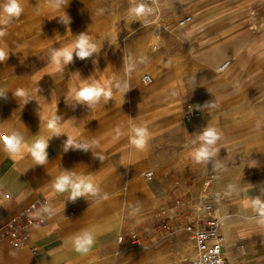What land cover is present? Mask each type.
Wrapping results in <instances>:
<instances>
[{"label":"crops","instance_id":"crops-1","mask_svg":"<svg viewBox=\"0 0 264 264\" xmlns=\"http://www.w3.org/2000/svg\"><path fill=\"white\" fill-rule=\"evenodd\" d=\"M21 2L23 14L0 25L7 33L0 38V48L9 52L7 60L0 63V88L7 90L6 99L0 98V264H167L161 235L168 233L166 227L173 226L174 220L184 217L190 220L192 216L221 222L228 264H264V224L252 207L254 199L264 200V177L257 175V171H249L247 164L243 172L230 175L224 160L215 161L211 169L214 185L201 197L211 204L210 214L204 209L200 213L192 207L188 212L182 209L187 201H193L191 183L194 188L206 173L203 170L196 177L191 160H178L173 166L160 164L145 171L150 163L148 148L137 152L127 136V120H132L133 104L138 98L133 95L130 81L131 87L122 97L119 87L127 81L122 75L125 71L115 63H102L99 28L102 15L97 14L104 7L101 0H70L64 9L71 18L67 28L58 22L57 15H62V9H52L47 0ZM186 3L195 19L196 54L212 53L220 57L219 61L234 52L243 54L244 49L238 50L237 42L251 34V28L244 26L252 19L260 20L256 17L243 20L242 13L252 4L250 0ZM221 27L222 31L212 32ZM87 32L100 47L99 52L84 60L74 55L73 62L63 71L53 70L49 65L50 50L67 46L78 34ZM204 35L208 36L203 39ZM92 81L111 87L115 98L94 109L75 103L72 94L83 83ZM18 88L27 90L32 100L27 104L19 101L13 95ZM219 88L218 93L198 96L192 103L200 124L212 127L211 121L235 120L243 127L223 129L218 124L214 127L223 136L264 135L254 124L252 128L244 126L250 115L253 119L257 116L249 104L260 102L264 96L238 94L235 81L221 80ZM257 89L259 93L260 87ZM209 102L216 107L204 108ZM55 112L62 118L60 130L64 135L49 140L46 164H35L27 146L15 159L4 151L3 135L9 137L11 131L23 133L29 145L37 135L50 136L46 124ZM152 113L149 109L147 117ZM173 115L176 122L173 120L169 125L176 127L178 117L175 112ZM118 128L123 134L116 138ZM68 136L76 143L87 144V150L70 147L65 151ZM222 141L214 156L218 162V154L226 146ZM246 143H240L241 151H246L243 148ZM252 143L257 144L256 140ZM198 146L199 140L190 152ZM258 150L263 151L264 147ZM101 155L103 160L99 158ZM149 170L153 175L146 177ZM64 172L91 178L100 191L94 197L68 200L67 193H57L53 187L56 177ZM105 195L108 199H104ZM30 205L36 206L30 214L36 220L30 225L32 236L25 246L13 247L4 226L25 220L24 210ZM85 229L96 234V243L89 253L79 254L74 251L72 240ZM126 230L139 231L144 247L132 249L127 243L118 244V236Z\"/></svg>","mask_w":264,"mask_h":264},{"label":"rangeland","instance_id":"rangeland-1","mask_svg":"<svg viewBox=\"0 0 264 264\" xmlns=\"http://www.w3.org/2000/svg\"><path fill=\"white\" fill-rule=\"evenodd\" d=\"M186 1L157 0V3H154L155 15L147 18L145 23L128 14L127 10L132 3L130 0H101L104 13L99 27L100 45L102 63H115L119 69L124 70L122 75L127 82H131L133 95L138 98V102L133 104L132 120H127L128 126L147 125L152 133L148 146L150 163L145 171L160 164L173 166L178 160H191L196 177H199L203 170L206 171L194 188L191 187L193 183L190 185L192 203L187 201L182 205L185 212L192 207L200 213L203 209L199 210V205L205 203L201 197L206 196L214 185L206 188L203 183L208 175H213L211 169L215 161L220 163L224 160L230 175L243 172L248 164L249 171H257V175L264 177V150H258L264 146L257 145H264V135L246 137L248 139L236 134L222 136V142L226 146L225 150L218 154L219 157L217 156L219 162L213 156L207 162L196 163L189 150L199 140V134L205 128L204 124L198 121V113L192 110L196 97L218 93L221 90V80L235 81L240 95L264 96V0H250L252 4L242 13L245 21L251 17L260 18L252 19L244 26L245 29L251 28V34H248V37L242 36L237 42L238 50L244 49L243 54L234 52L224 60L222 57L220 61V57L212 53L200 55L194 52L198 42L193 34L195 19L191 9L187 8ZM190 15V22L179 24L181 18ZM218 30L223 29H213L212 32ZM188 33L191 35L187 36ZM212 34L214 33L208 35ZM144 57L148 59L142 63ZM227 61L229 64L222 69V65ZM234 64H238L237 68L229 72ZM128 67L131 71L126 70ZM144 74H151L154 82L144 85L141 82ZM258 87L261 90L259 93ZM263 98L258 103L254 101L249 104L248 107L254 109L257 116L253 119L250 115L251 119L245 121V127L252 128L254 124L259 128L258 131L264 132ZM149 109L153 111L150 118L147 117ZM189 111L194 115L191 119L187 117ZM174 112L178 117L176 127L169 125L174 120ZM212 124L223 126V129L243 127L242 124L237 125L235 120L211 121ZM253 139L257 144L252 143L255 141ZM247 140L252 142L246 143ZM244 141L246 144L243 148L246 151H241L240 143ZM185 220L187 222L189 219L184 217L174 220V230L164 233L163 245L167 264H190L195 256L194 242L182 228Z\"/></svg>","mask_w":264,"mask_h":264},{"label":"clouds","instance_id":"clouds-1","mask_svg":"<svg viewBox=\"0 0 264 264\" xmlns=\"http://www.w3.org/2000/svg\"><path fill=\"white\" fill-rule=\"evenodd\" d=\"M70 0H47L48 6L55 10L62 9V15L59 16V23L66 28L71 23V18L64 12V9L68 6ZM128 14L134 18L141 19L147 22V18L155 15L156 10L150 7L146 0H132L128 8ZM24 12V7L21 0H0V25H6L12 20L19 18ZM104 9H98L97 14L102 15ZM70 32V29H69ZM6 29L0 26V38L6 36ZM188 33L187 36H190ZM100 47L94 42L89 33H80L75 37V40L64 47L53 48L50 50L49 65L56 71H63L64 68L73 62L74 55L80 60L90 58L93 54H97ZM8 51L0 48V63L4 62L8 58ZM147 57H144L142 63L147 62ZM95 64L96 61L93 60ZM127 71H131L128 67ZM131 85L125 81L119 87V94L123 97V94L128 92ZM39 91V89H38ZM7 90L0 88V98L6 99ZM13 95L24 104H27L32 98L29 96V92L23 88H18L13 92ZM114 91L111 87H106L98 81H92L91 83H83L82 86L72 94V100L77 104L85 105L89 108H96L101 103L106 104L110 99H114ZM204 108L216 107L214 102L206 103ZM62 118L56 114L48 119L46 127L51 133L48 137L37 135L36 138L29 145L25 139L23 133L19 131H11L9 137L5 142L4 151L15 159L25 151L30 153L35 164L44 165L48 161V147L49 140L52 137H59L64 135L60 130V123ZM123 133L118 128L116 129V138H119ZM127 136L130 146L137 152H144L147 150L149 143L152 139V133L147 125L132 124L127 129ZM223 133L216 127L207 126L199 134V146L195 147L191 153L192 158L196 163H202L209 161L218 152V143L222 140ZM93 145L96 144L95 140H92ZM70 147L87 150L88 145L85 143H76L73 138L68 136L64 145V150L67 151ZM101 160L104 157H99ZM57 193H67L68 200L75 202L78 197L81 196H96L100 191V187L91 178L86 176H78L73 172H64L56 177L54 185ZM104 199H108L105 195ZM252 207L260 218V223L264 224V200L256 198L252 201ZM51 211V210H49ZM96 243V234L90 230H83L76 235L72 240V246L75 252L79 254L89 253Z\"/></svg>","mask_w":264,"mask_h":264},{"label":"built area","instance_id":"built-area-1","mask_svg":"<svg viewBox=\"0 0 264 264\" xmlns=\"http://www.w3.org/2000/svg\"><path fill=\"white\" fill-rule=\"evenodd\" d=\"M132 2V0H130ZM146 3L155 9V0H146ZM191 16H185L180 19L179 24L190 22ZM144 85H150L154 82L151 74H144L141 78ZM193 114L189 111L188 118H193ZM3 139H8L7 135H3ZM153 171L149 170L145 173L146 177H151ZM213 184V175H208L203 185L206 188ZM35 205H30L24 210L26 219L18 223H8L4 226L7 235L10 238L13 247L20 248L26 245L31 238L32 232L30 225L36 223V220L30 216L35 210ZM212 209L211 204L205 206L204 210L210 214ZM182 228L190 235V238L195 245V256L190 261V264H228L224 254L225 237L220 228V222L216 219L204 220L203 218L191 217ZM167 232L174 230L173 226L166 227ZM164 237V234L161 235ZM118 244H128L129 248L136 249L144 247L142 235L139 231L126 230L118 236ZM35 250V248H34Z\"/></svg>","mask_w":264,"mask_h":264},{"label":"bare ground","instance_id":"bare-ground-1","mask_svg":"<svg viewBox=\"0 0 264 264\" xmlns=\"http://www.w3.org/2000/svg\"><path fill=\"white\" fill-rule=\"evenodd\" d=\"M155 3H157V0H155ZM191 18H192V17H191ZM185 24H187V23H185ZM263 42H264V41H263ZM228 64H229V61L225 62V63L222 65V69L225 68ZM208 204H209V203H200L198 209H199V210H202V209H204L205 206L208 205ZM219 222H220V221H219ZM220 225H222L221 222H220Z\"/></svg>","mask_w":264,"mask_h":264}]
</instances>
